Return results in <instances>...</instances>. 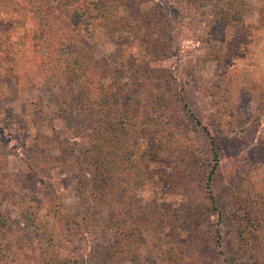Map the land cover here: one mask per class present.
Returning <instances> with one entry per match:
<instances>
[{
    "label": "trees",
    "instance_id": "16d2710c",
    "mask_svg": "<svg viewBox=\"0 0 264 264\" xmlns=\"http://www.w3.org/2000/svg\"><path fill=\"white\" fill-rule=\"evenodd\" d=\"M20 1L31 29L27 41L16 43L11 72L20 86L51 84L58 94L60 114L71 134L61 151L70 156L83 213L76 218L55 203L45 214L40 208L23 207V220L15 221L0 211V264H91L92 258L98 264H147L135 255L147 235L158 237L164 251L185 252L187 260L209 247V239L213 245L218 242L226 216L215 188L221 155L216 136L209 124L194 116L190 100L191 94L200 93V57L195 58L196 66L192 57L174 69L154 66L110 77L86 48L83 31L88 24L101 23L122 36L132 32L156 62L180 57L183 42L194 40L207 44L211 60L221 66L227 54L254 40L244 25L246 1L159 0L138 17L130 13L133 0H85L86 6L83 0ZM182 10L188 22L178 18ZM185 25L189 31H184ZM34 68L43 75L34 74ZM191 116L196 119L197 140L181 128ZM145 141H150L157 158L169 154L183 165L170 175L172 183L192 182L198 168L202 204L216 216L208 241L196 235L199 229L186 235L176 230L178 210L139 196L143 185L158 174L151 166L158 159H148ZM29 166L33 167L30 161ZM252 178L240 173L232 183V241L245 264H264V193ZM3 184L0 180V192L6 190ZM98 213L112 233L108 241L80 257L61 253L58 242L64 234L91 241L96 230L92 220Z\"/></svg>",
    "mask_w": 264,
    "mask_h": 264
},
{
    "label": "rangeland",
    "instance_id": "374dc122",
    "mask_svg": "<svg viewBox=\"0 0 264 264\" xmlns=\"http://www.w3.org/2000/svg\"><path fill=\"white\" fill-rule=\"evenodd\" d=\"M157 1L133 0L130 13L138 17L149 12ZM245 1L244 25L252 31L254 40L239 52L227 54L221 66L211 60L207 44L194 40L183 42L185 51H181L180 57L156 62L132 32L122 36L101 23L88 24L83 31V43L110 77L146 72L154 66L174 69L175 65H182V59L192 57L196 66L195 58L200 57L197 70L200 93L191 94L190 100L194 116L209 124L216 136L221 155L215 188L220 206L226 212L224 223L219 226L222 238L214 245L209 239V247L193 252V257L184 260L185 252L180 247L183 253L164 251L158 237L147 235L135 252L147 264H245L232 241L235 224L229 212V199L234 178L240 173L252 175L257 188L264 193V0ZM86 4L83 0V5ZM186 16L182 10L178 18L185 17L188 22ZM182 28L185 31L189 26ZM30 29L29 15L20 0H0V180L6 189L0 192V211L8 213L15 221H22L23 207L30 211L40 208L45 214L58 203L60 208L80 218L83 204L75 191L70 156L61 151L71 134L60 114L58 94L51 84L35 88L20 86L11 72L16 43L27 41ZM32 71L37 76L43 75L41 69ZM194 116L184 119L181 128L197 140ZM197 134L202 142V135ZM145 143L148 159L157 158L150 141ZM157 159L151 166L158 174L143 185L139 196L145 202L178 210L176 230L186 235V231L199 229L196 235H203L208 241L216 216L202 204L199 194L202 175L198 174V168L192 182L181 185L178 180L175 184L170 175L183 165L169 154L158 155ZM29 161L33 167L29 166ZM104 218L98 213L92 220L96 230L90 242L75 241L71 234H64L58 242L60 252L80 257L94 246L98 248L106 243L112 233L103 226ZM98 263L97 258H92L91 264Z\"/></svg>",
    "mask_w": 264,
    "mask_h": 264
}]
</instances>
